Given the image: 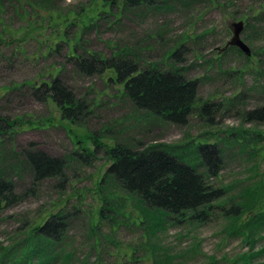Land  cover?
Returning <instances> with one entry per match:
<instances>
[{
    "label": "rangeland",
    "instance_id": "obj_1",
    "mask_svg": "<svg viewBox=\"0 0 264 264\" xmlns=\"http://www.w3.org/2000/svg\"><path fill=\"white\" fill-rule=\"evenodd\" d=\"M239 21L251 56L229 45ZM122 51L143 66L178 68L198 79L199 102L212 100L219 110L212 120L193 114L186 125L167 123L136 109L111 71L88 76L68 60ZM54 76L87 103L89 114L75 124L31 94V84ZM262 107L264 0H163L136 8L123 0H0V117L15 123L0 136V173L17 193L28 191L0 211V264H16L29 247L53 256L47 264H264V116L248 117ZM94 134L109 144L186 152L216 143L221 160L209 181L224 198L204 223L156 225L122 201L108 203L100 218L103 198L118 191L110 179L101 183L110 160L103 148L90 164L73 153L92 151ZM31 149L64 159V175L35 180L24 153ZM233 207L237 213L229 212ZM56 213L69 215L61 240H28ZM139 216L146 217L141 224ZM41 253L26 264L39 263Z\"/></svg>",
    "mask_w": 264,
    "mask_h": 264
},
{
    "label": "trees",
    "instance_id": "obj_2",
    "mask_svg": "<svg viewBox=\"0 0 264 264\" xmlns=\"http://www.w3.org/2000/svg\"><path fill=\"white\" fill-rule=\"evenodd\" d=\"M162 1L123 0V3L126 7L136 8L154 6ZM179 51L180 48L177 47L170 56L175 58ZM68 60L78 72L88 76L103 75L111 71L113 75L110 79L123 86L124 95L136 109L146 111L152 117L167 123L186 125L193 114L212 120V115L219 110V105L212 100L199 102V80L188 78L178 68L143 66L136 57L126 55L125 51L111 57L87 52L84 55H69ZM31 87L34 98L53 102L60 109L62 118L73 124L90 112L87 103L77 97L74 90L59 76L39 85L31 84ZM263 116L264 107L248 113V117L261 119ZM14 125L7 117H0V136L8 135ZM244 132L242 131L243 134ZM253 133L259 134L258 131L251 134ZM93 144L92 151H74V155L85 164H90L103 148L110 165L101 183L110 179L111 184L119 191L108 193L103 198V205L98 212L100 218L108 203L111 205L122 201L127 206H136L156 225L169 220L172 223H204L214 206L224 198V190L213 188L209 181L210 176L217 173L221 160V156L217 154L221 150L216 143L199 142L194 151L186 152L177 145L143 146L138 143L131 146L125 142L109 144L94 134ZM24 153L34 170L35 180L64 175V159L50 156L41 149L25 150ZM201 164L206 166V171H200ZM27 192L17 193L14 182L0 173V211L23 200ZM236 208L233 207L229 212L234 210L237 213ZM129 213L126 210L122 212L123 215L131 217L132 213ZM68 217L67 213L52 214L44 223L30 230L28 240L37 239L55 244L67 230ZM144 218L146 217H138L139 224L144 222ZM38 252L42 251L29 247L16 264H26ZM43 255L41 253L40 262L37 264H47L54 258ZM28 264L33 263L29 261Z\"/></svg>",
    "mask_w": 264,
    "mask_h": 264
},
{
    "label": "water",
    "instance_id": "obj_3",
    "mask_svg": "<svg viewBox=\"0 0 264 264\" xmlns=\"http://www.w3.org/2000/svg\"><path fill=\"white\" fill-rule=\"evenodd\" d=\"M244 28L243 21H239L236 23H233V38L229 42V45L237 46L240 50H242L246 55L251 56L252 52L250 50V47L242 40L241 38V32Z\"/></svg>",
    "mask_w": 264,
    "mask_h": 264
}]
</instances>
